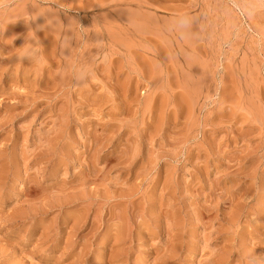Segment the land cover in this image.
<instances>
[{"label":"rangeland","instance_id":"374dc122","mask_svg":"<svg viewBox=\"0 0 264 264\" xmlns=\"http://www.w3.org/2000/svg\"><path fill=\"white\" fill-rule=\"evenodd\" d=\"M4 4L0 264H264V0Z\"/></svg>","mask_w":264,"mask_h":264},{"label":"clouds","instance_id":"9594fccd","mask_svg":"<svg viewBox=\"0 0 264 264\" xmlns=\"http://www.w3.org/2000/svg\"><path fill=\"white\" fill-rule=\"evenodd\" d=\"M10 9L11 7H9L7 4L0 6V16H2L6 10L10 11ZM43 15H44L43 13H37L34 15L30 14V15H27L26 17H23V22L26 26H28V33H30L31 35L29 37L30 42L27 44V47H25V45L23 46L25 50L20 55H18L17 57L18 60L23 61L25 58H27L28 60L32 62H36L40 59V56L37 54L41 52V46L39 44V38L36 35V33L37 31H42L43 26L37 24L35 28H32L30 27V25L33 22L37 21V19ZM18 21H20V18H14V19H9L6 22H0V35H2L4 31H6L9 24H15ZM187 22L188 21L184 18H181L179 21L181 26L186 25Z\"/></svg>","mask_w":264,"mask_h":264}]
</instances>
